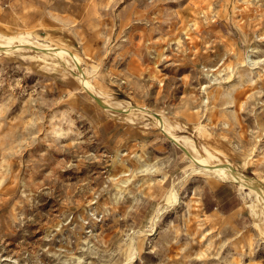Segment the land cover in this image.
Segmentation results:
<instances>
[{"label":"rangeland","instance_id":"374dc122","mask_svg":"<svg viewBox=\"0 0 264 264\" xmlns=\"http://www.w3.org/2000/svg\"><path fill=\"white\" fill-rule=\"evenodd\" d=\"M20 34L81 63L0 52V264H264L257 195L154 118L264 190V0H0Z\"/></svg>","mask_w":264,"mask_h":264},{"label":"bare ground","instance_id":"6f19581e","mask_svg":"<svg viewBox=\"0 0 264 264\" xmlns=\"http://www.w3.org/2000/svg\"><path fill=\"white\" fill-rule=\"evenodd\" d=\"M25 46L26 48L27 47L38 48V46H41L43 52L40 51V53L37 56L45 59L56 60L57 61L56 63H58V60L61 62L66 60L67 61L66 63H68L69 61L66 59L67 56L71 58V61L73 63L71 61L70 62L74 64V67H78L79 62L81 63L79 56L72 53L71 50H68L65 47H58L59 45L58 46L52 45L50 43H40L39 41L34 42L33 40H31V34H20L18 36H11V37H5L0 35V52H12L14 50H19ZM82 71L79 70V72L77 73V78L86 88H88V90H93L92 83L88 80L89 78L88 79L86 78V75H84ZM126 109L127 108H125L124 110ZM135 110L136 109L133 108L124 112L125 114L129 115ZM154 118L156 120V123L161 127H163V130L169 136H171L177 142L182 141L184 143L187 153L189 154L188 156H190L189 158L193 162L192 165L193 167L191 168L188 175L191 173H204L206 175L213 176L216 179V181L237 182L242 188L249 189L251 193L254 192L257 195V201L264 208V190L258 187H253L249 179H247L242 173L232 169V164L229 161H227V159L222 160L223 158L221 159L215 153V151L217 150L214 151L204 146L205 153L202 154L201 152L198 151L192 139H189L188 137H179L175 135L173 133V126L169 125L167 119L164 116L155 115ZM164 200L166 201V204L164 206H161V208L159 207L160 209L157 210V214L155 216L152 229L147 232L150 236H153L157 233L156 224L160 219L161 215L167 210V208L168 207L170 208L171 206L176 205L177 203L180 202L179 192L178 189L175 187V185L167 193ZM253 208L254 207H252V209ZM262 216H263L262 218L264 219V213ZM137 255H138L137 241L134 242L132 240L131 254L126 264H131L132 262H134L137 258Z\"/></svg>","mask_w":264,"mask_h":264}]
</instances>
